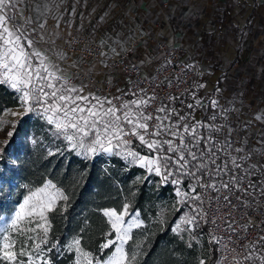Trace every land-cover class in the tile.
<instances>
[{
	"label": "snow or ice",
	"instance_id": "obj_1",
	"mask_svg": "<svg viewBox=\"0 0 264 264\" xmlns=\"http://www.w3.org/2000/svg\"><path fill=\"white\" fill-rule=\"evenodd\" d=\"M25 0H0V85H8L18 93L19 111L4 109L13 117L35 114L43 119L55 134L66 142L65 147L84 159H94L98 155L120 157L134 166L146 171L147 176L160 178V183L175 186L177 203L190 211L182 221L171 227L178 235L187 233L191 240L198 238L195 230L203 225L211 226L207 233L208 243L220 253L217 264H264V234L255 240L246 241L251 229L264 233V219L259 223L249 215V209L264 204V163L249 162L253 150H246L226 124L217 125L215 121L220 110L227 111L218 97L206 94L201 97L198 89L206 88L205 83H197L196 89L185 88L182 93L168 94L166 89L178 90L186 84L184 77L177 81H159L152 73L141 69L151 66L155 57L146 56L128 67L137 73V79L129 77L128 86H119L112 95H101L89 88L81 80V75L91 77L96 63L87 64L83 58L73 60L64 53L58 54L60 61L68 62L72 74L56 63L40 47L48 43L55 46L52 35L42 34L45 24L33 27L31 17L25 18L18 5ZM27 11V8H25ZM103 19V17L101 18ZM141 34L143 30H140ZM111 37L103 41L107 51H101L99 63L108 67L109 53L120 56L124 50L117 39L109 43ZM69 38L66 43H71ZM167 71L175 67V61L165 56ZM195 65H183L181 70L187 74ZM217 81L216 93H221ZM147 84L148 87L144 85ZM161 92H165L161 97ZM190 95L185 103L184 96ZM179 102L183 109L175 104ZM211 108L208 117L198 119L201 112ZM255 119L264 121V114ZM5 121L0 120V125ZM251 122L243 127L247 129ZM16 128L15 122L12 123ZM14 136V131H6V137ZM3 144H9V139ZM133 140L146 150L141 154L134 150ZM246 143V141H245ZM260 143L264 144V140ZM6 147H0V157ZM57 147L49 152L55 155ZM264 154V153H262ZM65 202L67 210L69 195L51 180L30 191L12 217L8 229L17 231L23 239L18 250L16 242H9L3 236L0 256L8 264H54L51 254L60 246L50 240L51 222L49 213L61 209L58 202ZM122 211L104 209L110 229L105 233L104 242L99 244L98 252L114 249L106 259L103 255L93 256L84 251L81 239L75 238L68 246L74 247L75 264H136L137 253H129L125 245L133 240V228L140 229L144 220L140 212L130 211L124 203ZM179 210V209H177ZM243 213V215H239ZM264 218V212L260 213ZM24 224L26 226L19 227ZM181 238H184L181 235ZM192 246L191 242L188 244ZM139 247V246H137ZM198 264H207L201 258Z\"/></svg>",
	"mask_w": 264,
	"mask_h": 264
},
{
	"label": "trees",
	"instance_id": "obj_2",
	"mask_svg": "<svg viewBox=\"0 0 264 264\" xmlns=\"http://www.w3.org/2000/svg\"><path fill=\"white\" fill-rule=\"evenodd\" d=\"M17 96L8 85H0V120H3L4 109L18 107ZM183 98L185 103L191 100L190 95ZM175 106L186 110L179 102ZM211 111L209 107L203 117L210 116ZM61 139L54 128L35 114L26 116L16 126L14 136L6 145L5 156L0 160V222L17 209L30 191L51 180L70 197L66 211L63 210L65 202L61 201L58 202L61 210L49 213L48 238L60 243L51 254L54 264H75V254L68 250L75 238L81 239L84 251L106 259L113 249L104 250L103 254L98 252L99 244L104 242L105 233L110 229L103 210L120 212L124 203L129 205L130 211L140 212L144 220L140 229L132 231L133 240L125 245L130 254L137 253L136 264H198L201 258H207V264H214V249L203 231L195 230L196 240H191L187 233L178 235L171 231L175 222L187 214L176 210L173 185L160 183L159 177L147 176L144 169L120 157L84 159L67 149ZM57 147L60 151L49 155ZM133 148L145 154L135 144ZM8 236L10 242H16L18 250L23 237L15 230ZM0 264L8 262L0 256Z\"/></svg>",
	"mask_w": 264,
	"mask_h": 264
},
{
	"label": "crops",
	"instance_id": "obj_3",
	"mask_svg": "<svg viewBox=\"0 0 264 264\" xmlns=\"http://www.w3.org/2000/svg\"><path fill=\"white\" fill-rule=\"evenodd\" d=\"M136 3L144 26L138 47L145 48L140 50L144 52L129 57L131 61L139 62L146 56L156 59L155 43L177 50L184 65H195L193 90L197 83H205V91L221 96V100L232 101L239 96L247 121L264 130V121L255 119L256 115L264 114V0H136ZM151 66L142 69V73H151ZM101 70L102 76L112 78L118 86L123 84L119 73H112L108 67ZM218 80L221 93L214 91ZM204 89L197 90L199 96ZM195 115L202 118L198 112Z\"/></svg>",
	"mask_w": 264,
	"mask_h": 264
},
{
	"label": "rangeland",
	"instance_id": "obj_4",
	"mask_svg": "<svg viewBox=\"0 0 264 264\" xmlns=\"http://www.w3.org/2000/svg\"><path fill=\"white\" fill-rule=\"evenodd\" d=\"M18 8L21 12H23L25 18L31 17L33 27H37L38 29L39 23L45 24L46 31L42 34H45L46 36L52 35L55 38L56 46L62 45L66 37L70 34L89 38L104 46L103 41L105 39L111 37L112 39L109 43H112L117 39V33H119L121 38L120 42L124 49L121 54L127 53L128 57H135L136 54L144 52H140L142 48H145L143 45L138 47L139 37L143 34H141L140 30H143L144 26L139 19L136 0H25L24 3L18 5ZM25 8H27V11H25ZM102 17L103 19H101ZM140 41L148 45L143 39ZM42 49L48 56L52 57L56 63H59L60 66L66 69L69 73V68L64 66L63 61L58 59V54L62 53L58 50V48L53 47L51 44L44 43ZM101 68L105 67H103L100 63H96V70L92 75L100 79L104 78L106 75H101L103 74L101 73L103 72ZM108 72L109 71H107V73ZM112 73H114V71H112ZM206 94H211L221 100V96L207 92L205 89L200 92L201 97ZM238 102V109L243 111L240 99ZM220 103L224 109H227L226 112H228L233 109L235 99L232 101L229 99L224 101V99H222ZM11 110L19 111L20 109L19 107H16ZM197 112L198 116H200V114L203 116V112L200 110H197ZM224 114L225 111L220 110V115L215 121L217 125L223 124ZM28 115L29 114H25L23 117H13L10 112L3 114L2 119L5 123L0 130V147H6L3 144V141L7 138L6 131H14L15 134L16 128L13 129L12 123L15 122L17 126L19 122ZM7 139L10 140V138ZM144 152L146 154L145 150ZM4 156L5 152L2 157ZM2 157H0V160ZM97 157H103L105 159L110 158L109 155L104 154L98 155ZM7 160L10 161L9 158H7ZM19 206L14 212H12L8 217L3 218L0 222V245L4 243L3 236L5 234L8 235V233L12 231L9 230L5 232L4 230L8 229V225L10 224L12 217L15 215V212L19 210ZM106 218L108 220V217ZM181 221L182 220L178 219L175 223H179ZM134 229L136 228H133V230ZM71 243L72 242H70V244ZM68 250L74 252L76 260L74 247L71 249L68 247Z\"/></svg>",
	"mask_w": 264,
	"mask_h": 264
},
{
	"label": "built area",
	"instance_id": "obj_5",
	"mask_svg": "<svg viewBox=\"0 0 264 264\" xmlns=\"http://www.w3.org/2000/svg\"><path fill=\"white\" fill-rule=\"evenodd\" d=\"M69 38H71L72 41L70 44L66 43V41ZM153 45L157 51V57L152 63L151 73L154 76H156L159 81L172 80L176 82L178 77H184V79L186 80V84L182 85L180 89L174 90L170 88V89H166L165 92H167L168 94L175 95L178 93H182L185 88H191V84L197 75L196 70L195 69L188 70L187 74H185V72L181 70L184 64L179 60L177 50L167 49L161 43H155ZM43 46L44 44L40 45L41 48H43ZM53 47L58 48V50L64 53L66 56H71L73 60H78L80 58H83V61L86 64L99 63V61L102 59L101 51L102 50L107 51L105 46H103L102 44H99L89 38L78 36L75 34L68 35L65 41L62 43V45L59 46L55 45ZM165 56H169L170 58H172L175 61L176 66L168 68L167 71H162V69L166 67L164 63ZM107 63L109 65L108 68L114 72L119 73L121 79L124 81L122 85H119L121 89H124L128 86L129 77H131L133 80L137 79V73L131 71V69L128 67L131 63H136V62L131 61L127 53L121 54L120 56H115L112 53H109V58L107 60ZM63 64L64 66L69 68V75H71L72 69L69 67L68 62L63 61ZM141 74H143L142 69H141ZM81 80L84 83H86L89 88L93 89L94 91L98 92L101 95L114 94L118 86L110 77H104L100 79L93 75L91 77H88L86 75H81ZM144 86L148 87L147 84H145ZM165 92H161V97H164ZM239 99H240L239 96H237L235 98V104L233 106V109L231 111L225 112V114L223 115V119H224L223 124H226L235 130L233 135L237 140L240 141V144H238L237 146L243 145L246 150L248 149L253 150L254 155L249 161L250 163L251 162L264 163V154H262L264 153V144L260 143L261 140H264V130H262L259 127L253 126L251 123L247 129L243 127V124L248 121L245 113L238 109ZM133 144H135L141 150L143 151L145 150L139 145L138 141L133 140ZM177 209L183 210L187 214L190 211L187 207H181L178 203L176 210ZM261 212H264V204H262L259 208L248 210L249 215H251L253 220L256 221L257 223H259L260 219H264L260 217ZM239 215H243V213H240ZM210 230H211V226L207 224L203 225L202 229H200V231H203V235H205L206 237H207V233ZM261 234L264 233L258 232L256 229H251L247 234L246 241H241V243H246L247 241L255 240L256 237ZM212 247L215 253L214 264H217V260L220 258V253L215 251V246L212 245Z\"/></svg>",
	"mask_w": 264,
	"mask_h": 264
}]
</instances>
